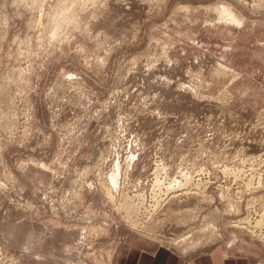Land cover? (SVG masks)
<instances>
[{
	"label": "rangeland",
	"instance_id": "1",
	"mask_svg": "<svg viewBox=\"0 0 264 264\" xmlns=\"http://www.w3.org/2000/svg\"><path fill=\"white\" fill-rule=\"evenodd\" d=\"M161 250L264 264V0H0V264Z\"/></svg>",
	"mask_w": 264,
	"mask_h": 264
},
{
	"label": "crops",
	"instance_id": "2",
	"mask_svg": "<svg viewBox=\"0 0 264 264\" xmlns=\"http://www.w3.org/2000/svg\"><path fill=\"white\" fill-rule=\"evenodd\" d=\"M131 262V261H130ZM133 264H255L253 258H229L223 251L203 253L191 257L176 255L168 251H158L152 255L140 256Z\"/></svg>",
	"mask_w": 264,
	"mask_h": 264
},
{
	"label": "bare ground",
	"instance_id": "3",
	"mask_svg": "<svg viewBox=\"0 0 264 264\" xmlns=\"http://www.w3.org/2000/svg\"><path fill=\"white\" fill-rule=\"evenodd\" d=\"M220 14H221V18L224 20H227V21L232 20V22L235 21V23L239 22V19L236 18L235 15L233 14V12L229 9H224L223 11H221ZM116 179H118V178H116V177L113 178L114 183H116L118 181Z\"/></svg>",
	"mask_w": 264,
	"mask_h": 264
}]
</instances>
